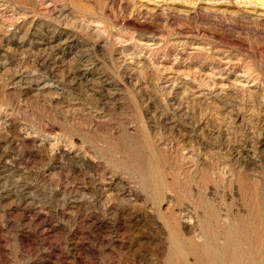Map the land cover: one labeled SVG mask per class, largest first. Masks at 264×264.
Returning <instances> with one entry per match:
<instances>
[{
    "label": "rangeland",
    "instance_id": "obj_1",
    "mask_svg": "<svg viewBox=\"0 0 264 264\" xmlns=\"http://www.w3.org/2000/svg\"><path fill=\"white\" fill-rule=\"evenodd\" d=\"M230 236L264 264V0H0V264H212Z\"/></svg>",
    "mask_w": 264,
    "mask_h": 264
},
{
    "label": "bare ground",
    "instance_id": "obj_2",
    "mask_svg": "<svg viewBox=\"0 0 264 264\" xmlns=\"http://www.w3.org/2000/svg\"><path fill=\"white\" fill-rule=\"evenodd\" d=\"M153 181H154L155 193H157L158 195L161 196V191H162L161 180L159 181L158 179L154 178ZM180 200H181V198L178 197L176 199V201L173 203V206H177L178 203H181ZM199 204L205 209V211L207 212L208 215H215L216 214V211L214 210V207H213L211 201L209 200V198L207 197L206 191L204 189H201ZM178 213L179 212L175 211L173 209V207H171L168 211L163 212V215L165 217L164 222L168 228L169 236L172 240V247H171L172 257H176V256L181 255V251H182V245L180 243V235L178 232V228H179V222H178L179 215H178ZM237 242L239 244V241L237 239L235 240L230 236L228 238L227 242L224 244V246H221L220 248H216L214 252L211 251L212 252L211 254L208 252L209 253L208 256L210 255L212 260H213L212 264H217L218 257H219L220 253L221 254L223 253L222 255H223V258L225 259L226 263L242 264L241 255H240L239 251H237Z\"/></svg>",
    "mask_w": 264,
    "mask_h": 264
}]
</instances>
